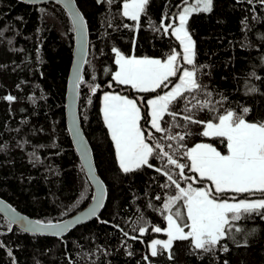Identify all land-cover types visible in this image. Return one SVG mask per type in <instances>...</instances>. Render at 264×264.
<instances>
[{
  "label": "trees",
  "instance_id": "16d2710c",
  "mask_svg": "<svg viewBox=\"0 0 264 264\" xmlns=\"http://www.w3.org/2000/svg\"><path fill=\"white\" fill-rule=\"evenodd\" d=\"M182 1L186 0H148L139 21H133L123 15L125 0H75L88 32L77 110L96 171L106 186L105 203L96 217L59 237L24 232L0 214V264H264V219L255 214L234 222L242 231L235 233V241L222 240L214 252L194 249L190 240H176L172 259L163 250L153 257L149 243L165 239L167 234L151 228H166L164 217L169 211L163 205L176 195L175 186L162 187L166 177L155 168L145 166L123 173L101 114L100 96L105 91L140 98V126L146 137L151 135L150 144L175 146L178 142L166 137L190 131L182 141L186 147L205 142L222 154H227V147L221 138L200 135L202 125L185 127L186 105L191 108L197 100H211L214 111L208 107L192 110L191 114L203 121L218 122V113H240L244 107L250 109L246 120L264 121V4L260 0H212L210 12L190 14L186 26L195 42L194 63L198 81L206 87L170 105L177 115L165 114L161 126L166 131L158 133L150 127L146 106V100L164 88L140 92L112 79L117 69L113 48L125 56L162 60L175 51L182 59L179 41L170 29L167 33L163 30L175 24L172 12ZM73 45V26L61 5L0 0V197L41 222L65 219L92 196L65 123L66 79ZM9 95L15 100L4 99ZM175 155L186 163L180 153ZM150 162L155 167L166 163L156 158ZM185 175L191 179L179 181L181 187L207 182L187 169ZM232 195L261 194L229 191L220 197ZM176 210L181 212L178 222L184 227L188 220L182 200L172 205V212ZM141 227L146 229L143 234ZM224 244L227 252L221 250Z\"/></svg>",
  "mask_w": 264,
  "mask_h": 264
},
{
  "label": "snow or ice",
  "instance_id": "6c2138e0",
  "mask_svg": "<svg viewBox=\"0 0 264 264\" xmlns=\"http://www.w3.org/2000/svg\"><path fill=\"white\" fill-rule=\"evenodd\" d=\"M100 2L101 0H97V3ZM108 2L111 3V0ZM260 2L264 4V0H260ZM66 4L71 8V0H66ZM147 4L148 0H125L123 15L133 21H139ZM211 10L212 0H197L196 5L191 8L185 7L180 12L179 26H164V32L167 33L171 29V35L180 42L184 63L192 65L193 68L189 70L185 67L178 77V82L170 91L164 92L163 95L157 94L153 99L148 100L151 128L158 133L166 131L161 126V121L166 113L173 117L177 115L170 111V105L186 99L185 94L198 93L206 87L198 81L194 63L195 42L186 25L192 12H210ZM72 19L76 29L83 33L82 16L78 12H74ZM112 51L115 53V64L118 66V70L111 75L112 79L119 84L130 85L140 92H153L156 89L168 88L170 78L177 76L178 53L175 51L163 60L149 57L137 58L134 55L125 56L116 48H113ZM77 78L80 79L79 76ZM91 91L95 92L96 87H93ZM252 91H256V89L253 88ZM205 95L211 97L212 94L206 92ZM4 99L13 101L15 97L9 95ZM193 99H195L194 96ZM205 107H208L209 111H214L211 100H197L191 108L186 105V111L189 114L183 115V120L186 122L185 127L192 124L202 125L200 135L221 138L226 142L227 154H222L212 144L197 143L193 147H186L182 141L192 134L190 131L168 135L166 137L168 141L178 142L175 146L171 143L166 147L159 143L152 145L148 142L152 139L151 135L146 137L139 125L140 109L134 100L110 93H105L103 97L104 122L115 144L116 156L122 172L132 173L145 166L155 168L157 173L166 177V183L162 187L175 186L176 189V195L169 197L163 205V209L169 211V215L164 217L167 220V228L162 229L158 226L151 228L153 232L163 231L167 234L166 240L157 239L151 242L150 249L153 257L163 250L167 251L168 258L172 259L171 249L173 241L176 240H190L194 249L202 250L204 253L214 252L225 238L236 240L235 233L241 232L242 229L236 227L234 222L254 214L264 219V121L250 122L246 120L245 116L250 112L247 107H244L240 113L233 110H228L223 114L218 113L216 117L218 122L199 120L191 114L193 109L203 110ZM173 126L175 125H170V127ZM175 153H180L186 163H181ZM82 154L87 158L86 149ZM151 158L166 161V163L163 167H155L150 162ZM173 168L178 169V173L171 171ZM186 169L198 174L201 180L209 181L214 186V190L212 187L206 186L193 187L191 183L186 188L181 187L179 181L191 179L185 175ZM229 191L260 193L261 198L240 199L236 202L220 198L221 194ZM157 199L160 197L157 196ZM179 200L183 201V205L187 209V220L190 221L184 226L188 229L187 232L178 222L181 212L179 210L172 212V205ZM149 206L151 207V205ZM89 215L95 216L96 209H91ZM65 228L66 225L61 223H44L37 220L27 224L25 230L52 231L53 234L59 235ZM145 231L144 227L139 228L141 234ZM125 235L128 234L125 233ZM244 243L246 245L247 240ZM221 250L227 252L229 249L224 244ZM224 264H228V262L224 261Z\"/></svg>",
  "mask_w": 264,
  "mask_h": 264
},
{
  "label": "water",
  "instance_id": "95a60500",
  "mask_svg": "<svg viewBox=\"0 0 264 264\" xmlns=\"http://www.w3.org/2000/svg\"><path fill=\"white\" fill-rule=\"evenodd\" d=\"M19 1H22L27 4H36V5L44 4L47 2H55L61 5L65 9L71 20L73 26V33H74V45H73L70 68L66 79V92H65V103H64L65 121L72 145L79 157L82 168L92 188V196L89 202L85 206H83L73 214L69 215L63 220L51 222L53 224L61 223L66 225L65 230L61 232L59 235L53 234L52 231H45V232L26 231L25 230L26 225L31 222L37 221V219L32 218L26 215L25 213L17 210L8 201H6L1 197H0V214L11 223L12 227L19 228L24 232L31 234L59 237V236H63L71 228L96 217L99 214L101 208L103 207L106 199V186L96 171L91 146L82 131L80 119L78 116V110H77L78 85L81 80L82 68L86 59L87 49H88L87 24L84 16L82 15L81 11L76 5L75 0H71V8H69L68 5L66 4V0H19ZM182 4L183 2H181L175 7V9L172 12V16L176 15ZM74 12H78L83 18V24H84L83 33L77 30L76 27L74 26L72 19ZM78 76L80 77V79L77 78ZM84 149L87 150V158H85V156L82 154ZM93 208L96 209V215L90 216L89 211ZM44 223H48V222H44Z\"/></svg>",
  "mask_w": 264,
  "mask_h": 264
},
{
  "label": "rangeland",
  "instance_id": "374dc122",
  "mask_svg": "<svg viewBox=\"0 0 264 264\" xmlns=\"http://www.w3.org/2000/svg\"><path fill=\"white\" fill-rule=\"evenodd\" d=\"M196 3H197V0H192V1L186 3V4H184V5L182 6V8L180 9V11H178V13H176V16H175L176 22H175L174 26H179V14H180V12H182V11L184 10L185 7H189V8L193 7L194 5H196ZM170 32H171V29H170ZM179 44H180V42H179ZM180 48H181V50H182V52H183V49H182L181 46H180ZM140 58H142V57H140ZM149 58H155V57H149ZM181 58H182V59H180V60H179V58L177 59V65H178L177 76H174V77H173V78H174V81H172V82L169 81V83H168V88H164V90H163L161 93H159V95H163L164 92H166V91H170L171 88L174 87L175 83L178 82V77H179L180 73L183 71V69H184L185 67L189 68V70L192 69L191 65H187V64L184 63V61H183V55H182ZM156 59H159V58H156ZM171 78H172V77H171ZM136 90H137V89H136ZM111 94L125 96V97H127V98H129V99L134 100V101L136 102V104H137V107L140 109V115H141L140 101H142V100H141L140 98L135 99V98H132V97H128V96H126V95H124V94H122V93H114L113 91H112ZM155 96H156V95H155ZM155 96H152V97H150V98H148V99L146 100L147 113H148V116H149L148 123H149L150 127H151V123H150L151 117H150V114H149V113H150V108H149V106H148V100L153 99ZM138 100H140V101H138ZM139 125H140V121H139ZM140 127H141V126H140ZM141 129H142V128H141ZM152 129H153V128H152ZM153 130H155V129H153ZM142 131H143V130H142ZM202 143H205V142H202ZM206 144H209V143H206ZM113 145L115 146L114 142H113ZM214 147H215V146H214ZM114 149H115V148H114ZM217 150H218V149H217ZM116 159H117V157H116ZM117 161H118V160H117ZM118 163H119V162H118ZM196 177L199 178L198 174H196ZM202 186L212 187L213 190H214V186H212V185L210 184L209 181L205 182ZM199 187H201V186H199ZM220 198L225 199V200H228L229 202H236V201H238V200H240V199H257V198H261V195H251V196H249V197H243V196H241V197H238V198L232 195V196H230V197H220ZM185 209H186V207H185ZM186 214H187V209H186ZM168 215H169V214H168ZM174 218H175V217H174ZM166 222H167V220H166ZM188 223H190V221H188ZM166 228H167V223H166ZM183 228H184V231H185V232L188 231V229H187L186 227H183ZM162 232H163V231H162ZM164 233H165V232H164ZM165 234H166V233H165ZM166 239H167V238H165V239H159V240H166ZM154 240H157V239H154ZM152 241H153V240H152ZM152 241H151V242H152ZM151 242H150L149 245H148V247H149V252H150V253H151V249H150Z\"/></svg>",
  "mask_w": 264,
  "mask_h": 264
},
{
  "label": "crops",
  "instance_id": "0c3cea01",
  "mask_svg": "<svg viewBox=\"0 0 264 264\" xmlns=\"http://www.w3.org/2000/svg\"><path fill=\"white\" fill-rule=\"evenodd\" d=\"M182 55H183V52H182ZM137 58H140V57H137ZM115 59H116V57H115ZM118 70V66H117V69H116V71ZM115 81V80H114ZM115 82H117V81H115ZM114 92V91H113ZM105 93H112V91H105V92H103L102 93V95H101V98H100V107H101V112H102V107H103V97H104V95H105ZM114 93H118V92H114ZM102 116H103V112H102ZM107 126V125H106ZM108 132H109V130H108ZM109 134H110V132H109ZM110 137H111V135H110ZM114 148H115V146H114ZM115 153H116V150H115ZM117 157V156H116Z\"/></svg>",
  "mask_w": 264,
  "mask_h": 264
},
{
  "label": "bare ground",
  "instance_id": "6f19581e",
  "mask_svg": "<svg viewBox=\"0 0 264 264\" xmlns=\"http://www.w3.org/2000/svg\"><path fill=\"white\" fill-rule=\"evenodd\" d=\"M190 1H192V0H188V1L186 0L185 2H183V1H182V2H183V4H186V3L190 2ZM177 13H178V12H177ZM65 123H66V122H65ZM66 126H67V125H66ZM26 215H27V214H26ZM28 216H29V215H28ZM30 217H31V216H30ZM32 218H33V217H32Z\"/></svg>",
  "mask_w": 264,
  "mask_h": 264
}]
</instances>
